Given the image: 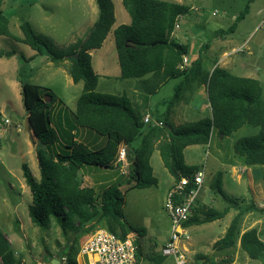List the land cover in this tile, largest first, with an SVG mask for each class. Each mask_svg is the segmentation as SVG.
Masks as SVG:
<instances>
[{"label":"trees","instance_id":"trees-1","mask_svg":"<svg viewBox=\"0 0 264 264\" xmlns=\"http://www.w3.org/2000/svg\"><path fill=\"white\" fill-rule=\"evenodd\" d=\"M94 1L98 18L83 43L84 38L76 39L64 48H54L47 37L35 33L29 22L22 21L19 26L23 35L21 43L34 50L36 55H40L44 49L54 65L67 62L65 69L72 82H82V92L76 100L75 109L60 108L52 117V105L56 101L63 105L62 100L49 88L20 83L26 118L30 121L34 140L40 146L35 150L40 173L38 181L28 166L21 164L22 177L31 194L28 217L33 225L41 229L47 228L53 219L63 232L65 229L74 232L57 254L59 264H77L72 242L76 239L75 233L85 225H88L86 228H93L104 224L107 231L121 239L131 233L136 238L145 234L143 228L132 227L125 221L124 195L120 188L123 184H131L137 189L157 185L150 166L153 150L158 151L163 166L173 180L190 178L199 167L185 164L183 150L186 147L206 145L213 129L217 135L226 137L244 126H250L257 132L234 142V156L245 166H264V97L260 82L235 76L217 66L211 73L205 72L200 60L193 62L188 69L179 68L182 59L188 54V46L177 42L172 33L175 25H178V19L190 10L186 5L160 0H121L130 23L119 25L112 31L119 77L137 81L149 74H162L163 79L182 77L174 87L173 96L163 102L167 110L179 101L181 90L187 82L203 84L210 105V118L174 127L167 117L156 116V121L162 122V126L145 124L144 116L125 95L96 93L98 75L92 69L89 52L101 47L115 17L112 0ZM252 1L246 2L229 27L215 31L214 37L232 34L237 23L248 13ZM2 2L0 0V36H9L8 18L1 8ZM75 54L77 57H74ZM12 55L10 51L0 53V57L9 58ZM45 99L49 101L45 102ZM79 130L102 138L103 143L89 145L79 141ZM136 140H139V147L134 148L132 144ZM57 143H61V146L56 151L53 148ZM120 146L126 149L128 163L127 175L123 176V180L102 189L82 186L84 175L113 170L118 166ZM221 179V172H216L209 188L227 206L215 210L196 201L191 216L182 224L187 229L189 226L211 223L225 217L230 210H235L236 215L224 235L212 245L214 250L233 248L237 222L242 214L248 211L264 213V207H258L254 202L240 205L238 199L226 195ZM136 238L134 243L138 261L139 245ZM239 248L251 260L264 264V242L258 238L255 229L241 235ZM196 257V262L201 264H230L233 259L228 255L212 262L204 255ZM0 264H20L1 231Z\"/></svg>","mask_w":264,"mask_h":264},{"label":"rangeland","instance_id":"rangeland-1","mask_svg":"<svg viewBox=\"0 0 264 264\" xmlns=\"http://www.w3.org/2000/svg\"><path fill=\"white\" fill-rule=\"evenodd\" d=\"M160 1L175 2L176 0ZM246 1L184 0V4L191 6L192 9L178 19L177 24L180 28L176 29L173 38L188 44L189 50L186 55L188 60L196 61L199 56L198 47L194 50L193 44L198 41L199 45L207 44L212 39L214 30L229 27L235 16L242 11ZM112 2L116 11L117 23L129 24L130 19L122 7L121 0H112ZM263 2L264 0H253L250 4L251 15L248 21L249 18H253L256 6L262 5ZM1 8L8 18L10 35L0 36V53L10 51L13 55L9 58L0 57V231L10 243L20 264H48L57 260V254L69 242L74 232L70 229H65L63 232L53 219L47 228L41 229L33 225L28 217L27 207L31 203V194L22 177L21 164L25 163L38 181L40 173L35 150L40 146L37 141L35 142L34 137L32 144L24 130L26 114L20 94V83L49 88L63 100L68 108L74 109L76 99L82 92V82L68 84V75L49 61L48 53L44 49L40 55H36L34 50L21 43L20 39L23 35L19 26L22 21L29 22L35 33L47 37L54 48L61 49L72 40L78 39L80 35L86 33V37L89 34V23L97 18L98 9L94 0H3ZM260 19H264V12L258 16V20ZM200 20L204 21L203 27L197 25ZM244 29H247L246 25L239 27L232 37L236 42L230 46L237 48L241 44ZM248 47L250 50L246 47L237 50L232 58L256 66L251 67V70L255 71L260 81L264 97V26L252 36ZM248 51H251V54H248ZM91 56L92 68L99 74L96 93L125 94L130 99L142 94L139 89L134 88L133 79L119 77L112 32L108 34L101 50L95 51ZM201 57L202 67L209 69L212 64L210 58L204 51ZM101 63L107 69V73L104 72L105 69L101 70L103 67ZM255 68L260 70L257 71ZM233 74L235 75L236 72ZM179 82L180 79L177 78L166 82L157 93L151 96L147 111L135 103L133 107H136L142 115L148 112L152 117L156 112L159 115L166 113V105L160 103L173 96L174 87ZM184 95H186L185 92L181 93L179 99ZM136 103L139 104L140 101L137 100ZM157 104L159 105L156 106ZM52 108L51 117L58 111L56 104H53ZM194 115V118L192 116L186 118L177 114V109H174V114L167 116V119L174 127H177L202 117L198 112ZM152 119L150 118L148 124L152 123ZM256 132L257 129L244 126L230 136L213 135L206 145L188 149L185 152V161L190 165L199 166L200 169L204 166L209 171L215 172L212 158L216 157L221 162L235 161L234 142ZM132 147H139V140L134 141ZM53 149L57 151V145ZM119 164L118 169L84 175L81 179L82 186L102 189L118 180H123L127 175L128 163L125 160ZM150 166L157 180L156 186L144 189H137L131 184L121 186L120 190L124 195V218L128 225L145 230L143 236L136 238L139 245V264H175L173 257L161 255V249L167 243L170 234V221L164 210V200L173 178L163 166L157 150H154L151 155ZM219 171L222 172V170ZM261 172L264 174V167ZM222 175L223 184L226 187L237 188L235 182H232L226 173L222 172ZM209 182L210 176L205 175L198 199L211 209L221 210L225 203L220 196L210 190ZM261 188L264 192V180L261 182ZM245 194L247 197L239 193L233 198H238L248 204L251 201H257L247 190ZM255 214L258 213L255 212ZM262 214L264 216V213ZM231 218L227 215L215 223L189 226L181 240V248L185 251L187 259L196 261V255H204L209 261L217 262L231 255L234 256V264H260L259 261L249 259L237 246V234L234 237L233 248L225 250L212 248V241L222 237V227L229 224ZM86 226L88 225L75 233L76 239L72 242V251L76 257L85 239L97 228L105 227L104 224L95 225L93 228H86ZM260 239L264 242V235ZM76 260L77 262L82 260V263L86 264L84 257H80L79 260L76 258Z\"/></svg>","mask_w":264,"mask_h":264},{"label":"crops","instance_id":"crops-1","mask_svg":"<svg viewBox=\"0 0 264 264\" xmlns=\"http://www.w3.org/2000/svg\"><path fill=\"white\" fill-rule=\"evenodd\" d=\"M171 3H177V4L186 5V4H184V0H176L175 2H171ZM250 4H249L248 13L244 16V18L242 20H240L237 23L236 29H235V31L232 34H228V35L220 36V37H214V32L218 30V29H216V30H214L212 32V36H211L212 39L210 41H208L209 43L200 44L199 45V41H198V42H195L193 44L194 50H195V48L198 47L197 51H198L199 56H197L196 61L200 60L201 61V66H203L202 65V57H201V53L203 51H204L205 54H207V57L210 58L209 59L210 62H212V64H211L209 69H205V68L202 67L203 71L211 73L212 70L214 69V67L217 66V67L225 69L226 71L230 72L231 74L236 72L235 76L243 77V78L256 79V80L259 81L257 75H255L256 74L255 71L251 70L252 69L251 67H256L255 65H251L250 63L245 62V61H237V60H234L232 58V55L234 53H236L237 50L241 49L242 47H246V48H248V50H250L249 47H248L250 39L252 38V36H254V34L258 30H260L264 26V19L258 20V16H260L264 12V2H263L262 5L259 6V4H258L256 6V12H255V14H253V18H249L250 20L248 21L247 19L251 15ZM113 6H114V4H113ZM188 7L190 8V10L192 9L191 6H188ZM94 9H93V12L95 13ZM114 17H115V21H114L113 26L111 27L110 32H112L119 25H128V24H122V23L119 24V23H117L115 7H114ZM97 18H98V13H97ZM97 18L95 20H91L90 21V23H89V28L90 29L93 27V25H94L95 21L97 20ZM129 19H130V17H129ZM116 24H117V26H116ZM197 25H199L200 27L201 26L203 27L204 26V21L200 20V23H198ZM242 25H246V27H247V29H244V31H243L244 32L243 41L241 42L240 45H238L237 48L230 46L231 44L236 42L232 37L237 33L239 27H241ZM179 28L180 27L178 25V29ZM175 32H176V30L173 31L172 37L175 36ZM85 34L86 33H84L83 35H80L78 37V39L84 38ZM74 41L75 40H72L70 43H72ZM105 41H106V39L104 40V42ZM176 41L179 42V43H182L180 40L176 39ZM104 42L102 43V45L104 44ZM113 42H114V39H113ZM182 44H184V43H182ZM102 45H101V47L99 49H95V50L90 51L89 52L90 56L95 51L101 50ZM186 45L188 46V44H186ZM188 50H189V46H188ZM248 54H251V51H248ZM216 56H218V57H216ZM101 57H102V55H101ZM184 58H187L186 59L187 62L184 65V69H188L192 65V63L195 62V61L194 60L193 61L192 60H188V57H186V56H184ZM66 63L67 62H64V63H62L60 65H55V66H57L58 69H61V71L63 73L68 75L67 72H66V69H65ZM100 65L103 66L101 70L105 69L104 72L107 73L108 71H107L106 68H104V65L102 63ZM181 65H182V63H181ZM91 66H92V60H91ZM180 66H179V68H180ZM255 69L257 71L260 70V69H257V68H255ZM95 73L98 75V78H99V74L97 72H95ZM119 76H120V70H119ZM65 77H67V76H65ZM68 77H69V79L67 80V83L68 84H72L73 82H72V80H71L69 75H68ZM105 77H108V76L105 75ZM177 79H180V81H181L182 77H178ZM169 80L170 79H163L162 74H155V75L149 74V75H146L145 77H143L140 81L134 80L133 86H134V88L139 89V91L142 92L141 95H137L135 98H132V99L127 97L125 94H120V95H125L127 98L130 99L131 102H133V104L135 103L136 105H138L140 107H143L147 111L149 103L151 102V96L153 94L157 93L161 89V87L166 82H168ZM78 83H76V84H78ZM73 84H75V83H73ZM183 92H185L186 95H184L183 98L179 99V101L173 107H171L169 110H167V107H166V113L159 115L158 112H156L155 115H153V117H152V115L150 113L148 114V112H145V113H143V116L145 117L146 115H148L150 118H153L152 119L153 120L152 123H153V122H155L157 120L156 118L158 116L167 117L169 115H173L174 114V109H177V114H180L181 116H185L186 118H191V116H192V118H194L195 117V115H194L195 112H198L202 116L201 118H205V117L206 118H210L211 117L210 105L208 103L205 86L203 84H198L197 82H187L183 86V88L181 90V93H183ZM135 100L136 101L139 100L140 103L139 104L136 103ZM62 102H63V100H62ZM163 102L160 103V104L165 105ZM75 104H76V102H75ZM158 105L159 104H157L156 106H158ZM56 106H57L58 110L60 108L61 109H64L65 107L68 108L64 102H63V105H62V104H59L58 101H56ZM68 109L69 110H74L75 107H74V109H70V108H68ZM197 120H199V119H196L195 121H197ZM72 133H74V131ZM213 135L218 136L215 129H213L211 131L210 139H211V137ZM77 139L79 141H82V142H84L86 144H89V145L97 144L99 142H100V144L103 143V139L102 138L99 139V138L95 137L93 134H90L86 130H79L78 133H77ZM210 139H209V141H210ZM60 144L61 143H57L56 144L57 145V149L61 146ZM198 146H203V145H191V146L186 147L183 150V159H184V162H185L186 165L197 166V165H190L189 163H187L185 161V152L188 149H191L192 147H198ZM120 147H122V146H120ZM153 152H154V150H153ZM150 158H151V156H150ZM212 160H213V163L215 164V166L213 165L214 166L213 170H216L215 172L209 171L204 166L202 167V170L205 173L206 177L210 176V181H211L213 175L216 172H220L219 170H222V172L226 173L227 174L226 176H228V178H230L232 182L233 181L235 182L236 187H237L235 189H233L232 187H226V185L223 184V175H222V179H221L222 189H223V191H224V193L226 195H228V196L233 198V196L236 197L240 193L241 196L247 197L246 194H245V190H247V192L249 194L251 193L253 198L255 200H257V201H251V202H254L258 207H264V192H263V190L261 188V182H262V180H264V174L261 172V169L264 166H262V165L245 166L242 163H240L237 159H235V161H231V162L230 161L221 162L218 159H216V157H215V158H212ZM118 166L120 167L119 163H118ZM118 166H116L115 169H118ZM197 167H199V166H197ZM222 172H221V174H222ZM173 181L174 180H172L171 184L168 186V190L172 186ZM223 185H224V188H223ZM168 190H167V192H168ZM240 190H242V191H240ZM215 195H217V194H215ZM238 202H239L240 205H247L248 204V203H244L242 200H239ZM197 203H199L200 205L207 206L203 201H200L199 199L197 200ZM226 206L227 205L225 203V206L222 207V209L225 208ZM256 213H258V214H255V211H248V212L242 214L239 217L238 222H237V226H236V232H235V235L236 234L238 235V241H237V246L238 247H239V239H240L241 235L244 232H246V231H248L250 229H255L256 230L257 236H258L259 239H260L261 236L264 235V216H263L262 213H259V212H256ZM227 215H230L233 218L236 215V211L235 210H230ZM232 218H231V220H232ZM217 221H219V220H217ZM217 221H214L213 223H215ZM230 221H229V223H230ZM228 226H229V224L223 225L222 231H221V235L222 236L224 235V233H225V231H226ZM214 243H215V240L212 241L211 246ZM80 257L81 256H77L76 258L79 260ZM233 258H234V256H233ZM81 261L79 260V262H81ZM255 261H257V260H255ZM200 262H203V260L200 261ZM234 262H235V259H232V262L230 264H234Z\"/></svg>","mask_w":264,"mask_h":264},{"label":"built area","instance_id":"built-area-1","mask_svg":"<svg viewBox=\"0 0 264 264\" xmlns=\"http://www.w3.org/2000/svg\"><path fill=\"white\" fill-rule=\"evenodd\" d=\"M174 29H178V25H175ZM186 62L183 58L181 69H184ZM143 122L148 124L150 117L146 115ZM152 124L159 127L163 125L160 121ZM125 160L126 149L121 147L118 151L117 163ZM204 179L205 173L199 169L190 178L182 177L174 180L166 194L164 210L170 221V234L167 243L161 249V255L173 257L175 264H201L187 259L185 251L181 248V240L186 231L182 224L191 216V210L198 199ZM135 238L136 235L131 233L121 239L105 228H97L82 243L77 256L84 257L86 264H139L136 260ZM64 261L65 259L62 258V262ZM82 262L78 261L77 264H84Z\"/></svg>","mask_w":264,"mask_h":264},{"label":"water","instance_id":"water-1","mask_svg":"<svg viewBox=\"0 0 264 264\" xmlns=\"http://www.w3.org/2000/svg\"><path fill=\"white\" fill-rule=\"evenodd\" d=\"M88 37H89V34L84 38V40L82 41V43L86 40V39H88ZM79 50H80V47L78 48V50H77V53L79 52ZM74 57H77V54H75V56ZM49 100L47 99H45V102H48ZM166 128H168V127H166ZM24 130H25V132L28 134V136H29V141L33 144V136H32V130H31V126H30V121H29V119L28 118H26L25 119V123H24ZM220 136L222 137V135L220 134ZM51 264H59V262L57 261V260H53L52 262H51Z\"/></svg>","mask_w":264,"mask_h":264}]
</instances>
